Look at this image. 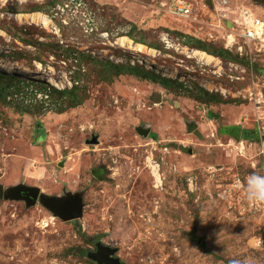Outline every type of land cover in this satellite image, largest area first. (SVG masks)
I'll return each mask as SVG.
<instances>
[{
	"label": "rangeland",
	"instance_id": "374dc122",
	"mask_svg": "<svg viewBox=\"0 0 264 264\" xmlns=\"http://www.w3.org/2000/svg\"><path fill=\"white\" fill-rule=\"evenodd\" d=\"M83 1L79 13L69 4L52 20L63 0L0 2V60L60 84L2 70L18 78H0L8 96L22 95L0 91V193L25 185L42 198L28 205L0 196V264H97L88 256L97 241L125 264H264V204L244 191L248 177L264 176V52L243 71L208 53L213 59L201 60L186 44L192 36L222 47L221 26L241 6L264 20V0H228L230 11L218 9L220 0H187L188 18L171 14L175 0ZM37 11L49 27L18 18ZM83 12L93 21H81ZM91 25L97 31L86 33ZM124 36L152 52L124 48ZM65 49L77 60L55 57ZM107 62L177 84L109 78ZM74 71L84 74L80 105L33 102L31 92L46 85L70 88ZM71 195L83 201L78 219L45 205Z\"/></svg>",
	"mask_w": 264,
	"mask_h": 264
},
{
	"label": "built area",
	"instance_id": "2783aa9c",
	"mask_svg": "<svg viewBox=\"0 0 264 264\" xmlns=\"http://www.w3.org/2000/svg\"><path fill=\"white\" fill-rule=\"evenodd\" d=\"M4 0H0L2 2ZM228 0H220L219 7L221 10L230 11ZM69 4L73 5L74 9L76 8V13H79V9L85 8V3L83 0H63V4H57L54 7V14L51 15V20L56 18L58 14H60L65 7L69 6ZM251 6L257 7L251 3ZM264 10V8H262ZM59 11V12H58ZM233 11V10H231ZM170 12L172 15L181 16V17H190L192 15V8L191 4L187 0H175L172 5L170 6ZM234 16L231 19H228L225 25H222L220 29L223 31V47L230 51L234 52L239 58L244 59L246 61V66H241L240 64L230 62L229 65L235 68H240V70H245L248 67H251L254 61L253 55L263 53L264 52V20L260 14H256L250 7L241 6L238 10L233 13ZM221 16H225L226 14H220ZM81 21L83 22H92L93 18L90 12H83ZM61 23L64 25H68L69 22L67 18H62ZM80 22L79 24H82ZM92 31H97L96 27L92 25L88 28H85L86 33H90ZM104 38L108 37V33L106 31L101 32ZM162 41L165 44L169 43V35L168 33H162ZM126 37V36H124ZM128 48V47H124ZM131 49V48H128ZM126 49V50H128ZM133 51V50H132ZM133 53V52H132ZM138 63L142 64L143 62L139 59H136ZM131 64H134V60L130 61ZM219 63V62H218ZM202 86H206L205 84ZM49 88H46V91H34L31 92L33 96L34 103H40L43 105L49 101ZM20 94V97H18ZM13 93V95H9L8 99L16 100L17 98H21V93ZM157 169L158 172V165H151L152 173L153 168ZM159 174V172H158ZM154 176V174H153ZM155 178V176H154ZM157 185H161L162 181L159 177L157 180L155 178Z\"/></svg>",
	"mask_w": 264,
	"mask_h": 264
},
{
	"label": "trees",
	"instance_id": "16d2710c",
	"mask_svg": "<svg viewBox=\"0 0 264 264\" xmlns=\"http://www.w3.org/2000/svg\"><path fill=\"white\" fill-rule=\"evenodd\" d=\"M136 42L144 43L142 40L135 39ZM186 44H188L191 48H194L196 50L204 51L208 54L220 57L223 60H227L228 62H241L244 65H246V61L244 59L239 58L234 52H230L226 50L223 45L222 47H216L213 46L205 41H202L200 39H197L192 36H186ZM81 53H78V55ZM55 57L58 59H72L77 60L76 56H73V51L70 49H65L64 52L55 53ZM79 57V56H78ZM6 59V58H5ZM8 61L13 62L12 59H8ZM104 69L109 71V74L111 78L112 76H119L121 74H129L134 75L136 77L158 83L164 88H171L173 84H177V81H173L171 78L164 77L159 75L158 73H155L154 71H148L144 68H140V66L132 67L130 65H118L114 63H104L103 64ZM264 75V71H261ZM84 74L81 71H74L72 73V79H73V85L70 88H64V89H56L55 87L46 85V88L48 87L49 92V100L52 101L55 105L62 106L64 101L63 99L68 97V107H76L82 103V97L79 94V82L82 80V76ZM0 78H7V79H18L14 75L6 74L4 71L0 70ZM179 85H182L181 83ZM46 88L43 89V91H46ZM0 91L4 93L6 90L3 86L0 85ZM6 99L8 96V92L6 91ZM66 102V101H65ZM36 105H40L39 103H35ZM29 106V104H28ZM41 107V106H40ZM235 134V138H237Z\"/></svg>",
	"mask_w": 264,
	"mask_h": 264
},
{
	"label": "water",
	"instance_id": "95a60500",
	"mask_svg": "<svg viewBox=\"0 0 264 264\" xmlns=\"http://www.w3.org/2000/svg\"><path fill=\"white\" fill-rule=\"evenodd\" d=\"M18 76H22L19 73H15ZM24 77V76H23ZM140 133L147 135V130H140ZM91 144H96L97 139L93 138L90 141ZM1 197L11 200H24L28 205L35 204L39 198L40 190L37 187H30L25 185H19L12 189H9L6 193L1 192ZM45 205L62 220L70 221L81 217L83 201L80 196H69L67 199H57L55 197H46L44 199ZM117 249L101 243L96 242L95 251H90L88 256L93 259L97 264H125L119 257L115 256Z\"/></svg>",
	"mask_w": 264,
	"mask_h": 264
},
{
	"label": "bare ground",
	"instance_id": "6f19581e",
	"mask_svg": "<svg viewBox=\"0 0 264 264\" xmlns=\"http://www.w3.org/2000/svg\"><path fill=\"white\" fill-rule=\"evenodd\" d=\"M18 18L35 21L37 23L42 24L44 27H49L51 24V20L49 19V17L46 14H44L42 12H38V11L37 12H30V13H19ZM118 41L122 46L134 48L138 51L146 50V52L147 51L152 52V50L149 49L148 47H146L145 45H143L139 42L138 43L134 42L127 37H120L118 39ZM192 55L198 57L201 60H205L207 62H210L213 59L212 56H210L207 53L200 51V50H193ZM0 69L4 70L6 72H10V73H19V74L24 75V76H31V77H36V78H40V79H45L49 83H51L52 85H56V86L60 85L51 76H49V77L44 76V74L41 73L40 68L32 69L31 67H28L25 65L18 66V65H14L12 63H9L7 61H4V60H0ZM157 70H162V68L158 67ZM163 72H164V70H163Z\"/></svg>",
	"mask_w": 264,
	"mask_h": 264
},
{
	"label": "clouds",
	"instance_id": "9594fccd",
	"mask_svg": "<svg viewBox=\"0 0 264 264\" xmlns=\"http://www.w3.org/2000/svg\"><path fill=\"white\" fill-rule=\"evenodd\" d=\"M246 199L252 204H264V176L253 174L244 188Z\"/></svg>",
	"mask_w": 264,
	"mask_h": 264
}]
</instances>
